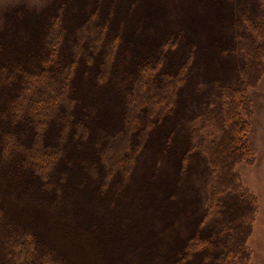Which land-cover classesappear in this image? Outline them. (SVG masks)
Wrapping results in <instances>:
<instances>
[{
  "label": "trees",
  "instance_id": "trees-1",
  "mask_svg": "<svg viewBox=\"0 0 264 264\" xmlns=\"http://www.w3.org/2000/svg\"><path fill=\"white\" fill-rule=\"evenodd\" d=\"M191 1L0 10V264H252L237 167L254 163L264 0H216L204 52Z\"/></svg>",
  "mask_w": 264,
  "mask_h": 264
},
{
  "label": "rangeland",
  "instance_id": "rangeland-1",
  "mask_svg": "<svg viewBox=\"0 0 264 264\" xmlns=\"http://www.w3.org/2000/svg\"><path fill=\"white\" fill-rule=\"evenodd\" d=\"M17 1L19 0H0V10L15 4ZM191 4V10H188L190 18L185 24L188 26L191 41L198 43V48L203 49L202 52H204L208 49V41L217 29V16L214 12L215 9H213L216 5V0H192ZM216 63V61L212 62L209 78L210 74L218 66ZM207 80L208 78L204 82L206 83ZM206 88L204 87L198 92L199 99L205 98L206 94L208 95ZM248 96L254 111L252 126L248 134L254 163L252 165H239L237 172L242 178L243 185L258 200V212L253 220V233L248 241V246L252 251V264H264V77L256 89L249 91ZM190 102L192 101L189 100V108L196 107L198 109L196 102L195 104ZM191 112H193V109Z\"/></svg>",
  "mask_w": 264,
  "mask_h": 264
}]
</instances>
